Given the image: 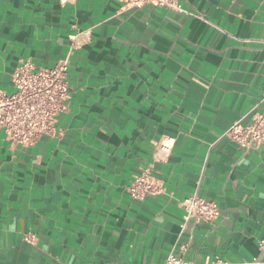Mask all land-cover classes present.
I'll use <instances>...</instances> for the list:
<instances>
[{
	"label": "crops",
	"instance_id": "1",
	"mask_svg": "<svg viewBox=\"0 0 264 264\" xmlns=\"http://www.w3.org/2000/svg\"><path fill=\"white\" fill-rule=\"evenodd\" d=\"M183 3L195 13L0 0V90H14L21 61L50 65L75 44L53 134L22 144L0 129V264H164L173 249L264 264V144L224 135L264 107V0ZM151 164L165 191L133 198L128 184ZM195 192L219 218L185 221L180 200Z\"/></svg>",
	"mask_w": 264,
	"mask_h": 264
},
{
	"label": "built area",
	"instance_id": "2",
	"mask_svg": "<svg viewBox=\"0 0 264 264\" xmlns=\"http://www.w3.org/2000/svg\"><path fill=\"white\" fill-rule=\"evenodd\" d=\"M67 1V0H62ZM126 6L155 5L167 9L195 13L184 6L187 0H123ZM203 17L202 14H199ZM73 48L69 54L50 65H43L31 59L21 61L13 71L14 90H0V129H4L8 139L22 144H33L43 134H53L58 115L69 108L72 97L69 82V63ZM224 135L245 148L259 147L264 144V107L253 110L251 119L243 122L235 120L225 130ZM175 138H162L156 148L167 160L171 154ZM129 194L136 199L163 193L164 181L153 172V165L134 174L127 186ZM185 209L184 219L196 222L216 220L221 215L219 203L211 198L193 193L180 200ZM37 235L33 231L25 232L23 239L35 242ZM264 241V240H263ZM185 247V244L181 246ZM212 264H227L220 256H215ZM164 264H197L176 251L171 250Z\"/></svg>",
	"mask_w": 264,
	"mask_h": 264
}]
</instances>
